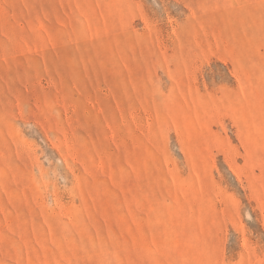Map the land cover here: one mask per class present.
<instances>
[{"label":"rangeland","instance_id":"374dc122","mask_svg":"<svg viewBox=\"0 0 264 264\" xmlns=\"http://www.w3.org/2000/svg\"><path fill=\"white\" fill-rule=\"evenodd\" d=\"M0 264H264V0H0Z\"/></svg>","mask_w":264,"mask_h":264}]
</instances>
